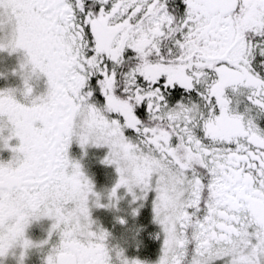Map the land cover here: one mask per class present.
Instances as JSON below:
<instances>
[{"label":"snow or ice","instance_id":"obj_1","mask_svg":"<svg viewBox=\"0 0 264 264\" xmlns=\"http://www.w3.org/2000/svg\"><path fill=\"white\" fill-rule=\"evenodd\" d=\"M18 49L25 100L33 74L47 90L29 103L0 91L13 153L0 161V257L32 247L25 230L47 217L59 244L45 264H147L94 229L90 198L109 205L70 160L75 138L108 148L110 201L121 187L150 201L157 264H264V0H0V51ZM240 86L256 116L230 107Z\"/></svg>","mask_w":264,"mask_h":264},{"label":"flooded vegetation","instance_id":"obj_2","mask_svg":"<svg viewBox=\"0 0 264 264\" xmlns=\"http://www.w3.org/2000/svg\"><path fill=\"white\" fill-rule=\"evenodd\" d=\"M22 59V62L26 59L25 51ZM17 64L18 67L13 65L9 50L0 51V82L3 80L5 82H14L13 75L23 79L28 76L27 72L20 67L22 63ZM30 79H37V85L35 84L33 87L34 91L32 93L35 96L43 94L45 90L41 87L45 85L44 80L47 78L37 73L31 75ZM12 89L15 90L16 98L22 103H29L33 99L30 96L25 100L23 91L15 88ZM5 135H7V132H5ZM17 143V140L10 142L12 145ZM12 155L13 153L10 149H4L0 146V161L7 162L11 159ZM82 166L86 169L91 182H95L97 191L102 190V186L100 185L102 175L99 172L101 163L92 164L89 168L84 164L81 165V168ZM98 184L101 189L98 187ZM123 209L125 211L123 213L116 209L117 212L114 215L104 213L100 209L95 210L94 216L97 218V222L93 225L94 229L99 228L108 232L109 236L106 241L108 247L122 249L124 256L129 260L139 259L147 262V264H157L161 255L163 236L161 227L157 226L158 224L154 221L152 207L150 209L144 208L137 203L134 205L129 204ZM134 209L138 210L137 215H133ZM120 219H124L126 223L121 224ZM31 223L32 225L30 227L28 225L25 230V237L33 242V246L27 250H24L19 244L11 248L9 252L13 253L12 264H17V260L20 259L22 252H25L23 264H45L47 255L59 244V235L57 233H53L49 237L52 224L44 226L42 219L40 222L37 219H33ZM43 241L48 242L43 244Z\"/></svg>","mask_w":264,"mask_h":264},{"label":"rangeland","instance_id":"obj_3","mask_svg":"<svg viewBox=\"0 0 264 264\" xmlns=\"http://www.w3.org/2000/svg\"><path fill=\"white\" fill-rule=\"evenodd\" d=\"M24 55V50L23 49H18L15 52L10 51V59L13 62V65L18 67L17 63H23V57ZM13 80L14 82H5L3 80L0 82V91L6 90V89H18L19 91H24V80L25 78H19L16 75H13ZM1 81V80H0ZM42 81V80H41ZM45 85L41 88H43L46 92L47 90V79L44 80ZM29 85L33 88L35 84L37 85V79H29L28 80ZM13 84V85H11ZM34 89V88H33ZM34 91V90H33ZM38 91V90H37ZM36 97L33 93L31 95V98ZM244 112L237 113V114H243ZM108 152V148L106 146H100L97 147L91 143L88 145H85L83 148L80 147L79 143L75 138H73L70 147L68 149V155L70 160L78 162L80 165L84 164L87 166V168L90 167V165L95 163H101L100 170L99 172L102 175V179L100 181V185L102 186V191L99 190L97 191L96 187L93 188V190L100 195V203L104 205H109L108 207H96L95 206V197L90 198V213H91V218L94 222H97V218L94 216V211L95 210H102L104 213H108L111 215H114L118 209V211H121L122 213L125 212L123 208H126L129 204L134 205V204H140L144 208H151V203L148 200H134L133 195L127 191L126 188L121 187L118 192H117V200H112L110 201L109 199V194L112 189V187L116 184L118 180V174L116 172L115 166L114 165H107L103 163L104 158L106 157ZM82 171L84 174L87 176V178L90 180L89 175L86 173V169L84 166H82ZM93 184V183H92ZM98 184V187L100 188V185ZM101 189V188H100ZM136 191V195H139V191ZM114 204L115 206H111ZM43 220V225H51L53 224V220L47 218V217H42L39 220ZM42 224V223H41ZM32 225L30 222L29 227ZM159 226V225H157ZM28 239V238H27ZM13 253L8 252V254L5 257H0V264H12L11 261L13 262ZM17 264H21V260H17ZM23 264V261H22Z\"/></svg>","mask_w":264,"mask_h":264},{"label":"trees","instance_id":"obj_4","mask_svg":"<svg viewBox=\"0 0 264 264\" xmlns=\"http://www.w3.org/2000/svg\"><path fill=\"white\" fill-rule=\"evenodd\" d=\"M248 91V89L244 88L243 86H240L239 94H237L233 92V89L231 87H229L226 88L225 94L231 101L230 107L233 108L236 113L245 112L246 108H250L252 110L251 115L256 116L257 110L248 103L246 98V94ZM256 122L261 128H264V113H261L258 116ZM93 184L95 185V182H93Z\"/></svg>","mask_w":264,"mask_h":264},{"label":"clouds","instance_id":"obj_5","mask_svg":"<svg viewBox=\"0 0 264 264\" xmlns=\"http://www.w3.org/2000/svg\"><path fill=\"white\" fill-rule=\"evenodd\" d=\"M7 46L11 47L13 45V41L9 40L5 42ZM24 64V70L27 72V74L29 75L31 73V65H30V60L26 57L25 61L23 62ZM30 66V67H29ZM13 95L15 96V91L13 92ZM21 157L22 154L21 153H17L16 154V159L14 161H11V163L13 164V166H19L21 163ZM127 170V169H125ZM49 254L55 255V253L51 252ZM48 254V255H49Z\"/></svg>","mask_w":264,"mask_h":264}]
</instances>
